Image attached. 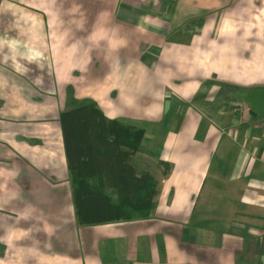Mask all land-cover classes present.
I'll return each instance as SVG.
<instances>
[{"label":"crops","instance_id":"0c3cea01","mask_svg":"<svg viewBox=\"0 0 264 264\" xmlns=\"http://www.w3.org/2000/svg\"><path fill=\"white\" fill-rule=\"evenodd\" d=\"M86 98L145 129L147 222L77 221ZM0 264H264V0H0Z\"/></svg>","mask_w":264,"mask_h":264},{"label":"trees","instance_id":"16d2710c","mask_svg":"<svg viewBox=\"0 0 264 264\" xmlns=\"http://www.w3.org/2000/svg\"><path fill=\"white\" fill-rule=\"evenodd\" d=\"M75 214L81 225L144 221L152 217L158 181L130 164L143 147L145 129L110 119L86 98L60 115Z\"/></svg>","mask_w":264,"mask_h":264},{"label":"rangeland","instance_id":"374dc122","mask_svg":"<svg viewBox=\"0 0 264 264\" xmlns=\"http://www.w3.org/2000/svg\"><path fill=\"white\" fill-rule=\"evenodd\" d=\"M236 110H239V114H241V116L244 114V112H245V110H241V109H239V108H236ZM158 201V200H157ZM153 218V215H152V217L150 218V219H152ZM149 220V219H148ZM138 222H147L146 220H144V221H138ZM123 225H126V224H123ZM138 225V224H137ZM148 225H151V224H147V226Z\"/></svg>","mask_w":264,"mask_h":264}]
</instances>
